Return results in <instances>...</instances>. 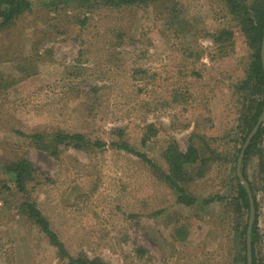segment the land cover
I'll list each match as a JSON object with an SVG mask.
<instances>
[{
    "label": "rangeland",
    "instance_id": "374dc122",
    "mask_svg": "<svg viewBox=\"0 0 264 264\" xmlns=\"http://www.w3.org/2000/svg\"><path fill=\"white\" fill-rule=\"evenodd\" d=\"M30 1L0 31V161L32 163L26 192L70 255L104 264H244L241 117L263 95L241 18L225 0ZM239 1L253 15L264 3ZM262 126L246 165L257 202L256 264H264ZM19 130L79 132L86 141L56 143L53 153L48 137L37 143ZM190 145L198 158L177 180L197 199L187 205L162 172L170 173L169 146L184 153ZM2 186L0 264H74L16 190ZM211 195L218 197L205 202Z\"/></svg>",
    "mask_w": 264,
    "mask_h": 264
},
{
    "label": "trees",
    "instance_id": "16d2710c",
    "mask_svg": "<svg viewBox=\"0 0 264 264\" xmlns=\"http://www.w3.org/2000/svg\"><path fill=\"white\" fill-rule=\"evenodd\" d=\"M80 4H85L90 6L91 4H111V5H131L137 2H146L147 0H75ZM230 10L237 16H239L243 23V30L245 34L250 37L251 43L255 46L254 57L255 60L251 63V70L255 71V82L262 97L260 99L251 97L246 105L247 112L243 115V123H247L248 129L245 131L243 139L245 140L253 126L256 124L258 117L260 116L264 108V69L261 59V43L264 33V3H261V6L254 7V15L250 13V10L247 6L243 5L239 0H225ZM32 8V2L30 0H0V31L10 28L17 20V18L23 15L25 12L29 11ZM251 77H247L244 82H242L241 88L245 90L249 86ZM20 135L29 137L30 139L35 140V142L40 143L49 138V148L53 153H55L54 147L56 143L66 142V143H76L75 145L82 144L85 142V136L79 132L66 133V132H55L49 135L42 133H25L23 131H17ZM263 132L262 124L259 126L257 132L251 139L249 145L247 146L244 157L241 163V169L244 178L247 180L250 188L252 190V184L248 180L246 175V165L254 153L257 141ZM96 145H103L104 142H94ZM119 148H124L127 150H133L126 145V143H113ZM175 146H169L167 148L165 157L170 167V173L162 172L165 180L171 183V185L177 190L178 195L176 200L180 203L187 205L194 204L197 199L195 196L190 195L183 186L180 185L177 180L183 176L182 168L184 164H192L199 154V148L194 145H190L187 152H180L175 149ZM139 154V153H138ZM144 157V155H141ZM147 162H150L149 159H145ZM36 175L35 168L32 163L27 159H21L18 161H9L2 162L0 161V183L3 184L1 187L4 190L11 189L13 187L16 192L20 195L21 205L25 212L29 214L34 222L39 226V228L47 235L49 242L57 247L62 255L69 257L70 261L74 264H104L98 259H88V258H74L70 255L66 249L64 243L60 240L58 234L51 228V225L43 214V212L36 206V204L29 198L26 192L27 182L33 180ZM236 178L239 179L237 173ZM238 196L242 200L244 206L247 208L248 214L250 213V204L249 197L244 185L238 180ZM218 195H211L204 199L205 202L209 203L216 199ZM255 209H257L256 195L253 193ZM158 212V211H157ZM155 212V213H157ZM249 216V215H248ZM249 220V219H248ZM248 220L246 221L243 229V240H244V249L247 252V227ZM257 213L255 215V220L252 226L251 233V244H252V254H253V264L255 263L254 259V249L255 243L257 241ZM245 252L244 264H247V253Z\"/></svg>",
    "mask_w": 264,
    "mask_h": 264
},
{
    "label": "water",
    "instance_id": "95a60500",
    "mask_svg": "<svg viewBox=\"0 0 264 264\" xmlns=\"http://www.w3.org/2000/svg\"><path fill=\"white\" fill-rule=\"evenodd\" d=\"M261 59H262V64H263V69H264V33H263V38H262V43H261ZM264 120V108L256 122V124L254 125V127L252 128V130L250 131V133L248 134L242 149L239 153L238 159H237V164H236V173L239 177V180L241 181V183L244 185V187L246 188L248 197H249V204H250V213H249V220H248V227H247V264H252V244H251V233H252V226L255 220V204H254V197H253V192L250 188V185L248 184L247 180L244 178L243 173H242V169H241V163L244 157V152L247 148V146L249 145L251 139L253 138V136L255 135V133L257 132L259 126L262 124Z\"/></svg>",
    "mask_w": 264,
    "mask_h": 264
}]
</instances>
